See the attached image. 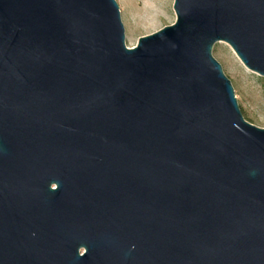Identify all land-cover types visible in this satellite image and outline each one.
I'll return each mask as SVG.
<instances>
[{
  "label": "water",
  "instance_id": "1",
  "mask_svg": "<svg viewBox=\"0 0 264 264\" xmlns=\"http://www.w3.org/2000/svg\"><path fill=\"white\" fill-rule=\"evenodd\" d=\"M0 0V264H264V128L212 48L264 76V0ZM56 187V188H54Z\"/></svg>",
  "mask_w": 264,
  "mask_h": 264
},
{
  "label": "rangeland",
  "instance_id": "2",
  "mask_svg": "<svg viewBox=\"0 0 264 264\" xmlns=\"http://www.w3.org/2000/svg\"><path fill=\"white\" fill-rule=\"evenodd\" d=\"M124 26L125 43L137 44L139 37L153 33L175 21L174 0H116ZM213 57L230 79L244 118L264 128V76L250 70L231 47L219 41L212 48Z\"/></svg>",
  "mask_w": 264,
  "mask_h": 264
},
{
  "label": "flooded vegetation",
  "instance_id": "3",
  "mask_svg": "<svg viewBox=\"0 0 264 264\" xmlns=\"http://www.w3.org/2000/svg\"><path fill=\"white\" fill-rule=\"evenodd\" d=\"M54 188H56V187H54Z\"/></svg>",
  "mask_w": 264,
  "mask_h": 264
}]
</instances>
